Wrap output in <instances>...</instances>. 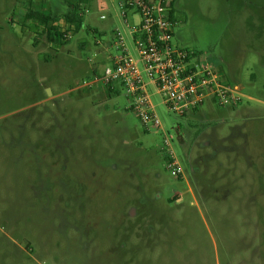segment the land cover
Returning a JSON list of instances; mask_svg holds the SVG:
<instances>
[{
  "label": "rangeland",
  "instance_id": "obj_1",
  "mask_svg": "<svg viewBox=\"0 0 264 264\" xmlns=\"http://www.w3.org/2000/svg\"><path fill=\"white\" fill-rule=\"evenodd\" d=\"M118 1L0 0V264H264V0L173 1L172 44L220 61L242 99L179 116L148 85L159 129L119 83L81 86L115 29L131 46ZM28 8L68 38L48 44Z\"/></svg>",
  "mask_w": 264,
  "mask_h": 264
},
{
  "label": "built area",
  "instance_id": "obj_2",
  "mask_svg": "<svg viewBox=\"0 0 264 264\" xmlns=\"http://www.w3.org/2000/svg\"><path fill=\"white\" fill-rule=\"evenodd\" d=\"M171 3L172 0H119L121 10L137 14L128 31L131 46L125 43L123 33L115 29L108 43L110 65L99 76L94 74L81 84L90 87L100 81L113 88L119 83L129 97L130 110L146 129L161 128L148 85L154 88L167 112L179 116L195 111L209 100L227 107L242 99L239 86L230 84L220 61L208 63L198 53L172 44L177 13ZM65 36L67 39L68 33ZM164 143L170 146L167 138ZM166 168L172 176L183 179L181 165L171 150Z\"/></svg>",
  "mask_w": 264,
  "mask_h": 264
},
{
  "label": "trees",
  "instance_id": "obj_3",
  "mask_svg": "<svg viewBox=\"0 0 264 264\" xmlns=\"http://www.w3.org/2000/svg\"><path fill=\"white\" fill-rule=\"evenodd\" d=\"M173 8V7H172ZM173 9H171V13ZM64 19L67 23H73L76 30L79 29L82 25V14L77 11L76 5L69 4V7L66 9ZM56 15L51 12L44 13L42 11H37L34 9H27L24 14L25 20H34L42 25V33L48 44H61L66 39V31L60 30L57 25L54 24ZM260 32L258 33V35ZM260 59L264 62V51H260Z\"/></svg>",
  "mask_w": 264,
  "mask_h": 264
},
{
  "label": "crops",
  "instance_id": "obj_4",
  "mask_svg": "<svg viewBox=\"0 0 264 264\" xmlns=\"http://www.w3.org/2000/svg\"><path fill=\"white\" fill-rule=\"evenodd\" d=\"M100 4H101V5H104V0H100ZM122 12H123V14H124L123 17H125V10H122ZM100 17H101V16H100ZM95 43H96V42H95ZM195 111H197V110H195ZM195 111H193L192 114L197 115L198 112H195Z\"/></svg>",
  "mask_w": 264,
  "mask_h": 264
},
{
  "label": "flooded vegetation",
  "instance_id": "obj_5",
  "mask_svg": "<svg viewBox=\"0 0 264 264\" xmlns=\"http://www.w3.org/2000/svg\"><path fill=\"white\" fill-rule=\"evenodd\" d=\"M173 1H174V0H172V3H171V4H172V6H173Z\"/></svg>",
  "mask_w": 264,
  "mask_h": 264
}]
</instances>
